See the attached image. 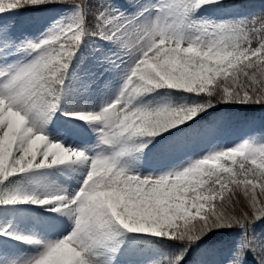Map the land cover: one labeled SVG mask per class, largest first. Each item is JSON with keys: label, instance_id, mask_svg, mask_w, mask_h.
Here are the masks:
<instances>
[{"label": "snow or ice", "instance_id": "obj_1", "mask_svg": "<svg viewBox=\"0 0 264 264\" xmlns=\"http://www.w3.org/2000/svg\"><path fill=\"white\" fill-rule=\"evenodd\" d=\"M239 7L0 0V264H210L188 257L225 234L223 264H264V128L226 146L203 120L264 107V10Z\"/></svg>", "mask_w": 264, "mask_h": 264}, {"label": "rangeland", "instance_id": "obj_2", "mask_svg": "<svg viewBox=\"0 0 264 264\" xmlns=\"http://www.w3.org/2000/svg\"><path fill=\"white\" fill-rule=\"evenodd\" d=\"M120 2H124V0H120ZM239 12L250 16V15H258L264 10V0H261L255 8L244 10L239 7ZM34 15L39 14H32L28 12H21L18 16L12 17L11 22L17 23L18 28L20 30H27L28 32H35L38 29H41L44 26L45 21L40 19L33 18ZM45 15H50L45 14ZM3 19H8V17H3ZM210 112V111H209ZM263 115V114H262ZM222 118V122L218 125L215 130L214 137L215 139L223 145L231 146L234 142H238V137L243 136L245 133L249 132L251 129H256L259 131L261 128H264V124L259 121V117L255 116L249 119L244 120L242 123L234 126H227V115L222 114L219 116ZM74 143H82V142H90L94 143V137L92 138L89 134L88 137L86 136H77L74 137ZM205 147V143H200L196 146L194 151H199L200 149ZM143 163V161H142ZM171 160H154L150 159L147 164L144 165L145 171H153V170H160L162 168L171 166ZM67 179V178H66ZM30 220H24L25 224L30 225ZM264 229V228H263ZM258 230V227H257ZM261 230V229H260ZM259 230V231H260ZM234 238L233 234L229 236L227 239L223 241L221 245H218L217 250L209 255H201L198 252L191 254L188 257L189 262L192 260H207L210 264H223L226 261L228 256V249L231 243V240ZM26 246L24 245H13L12 248L9 249V252L15 254L17 251L26 250ZM248 264H255L254 258L249 255L247 257Z\"/></svg>", "mask_w": 264, "mask_h": 264}, {"label": "trees", "instance_id": "obj_3", "mask_svg": "<svg viewBox=\"0 0 264 264\" xmlns=\"http://www.w3.org/2000/svg\"><path fill=\"white\" fill-rule=\"evenodd\" d=\"M261 0H237L238 4L241 5V8L244 10L255 8ZM222 114H226L227 117V126H234L242 123L244 120L259 117V121L264 124V107L259 105H237V106H225L223 104L218 105L215 110H211L207 116L203 117V120L210 122L211 120L216 119ZM263 114V115H262ZM258 231L264 228V225H257ZM232 234H225L223 236H213L214 241L222 240L224 241ZM195 253V252H193ZM192 253V254H193Z\"/></svg>", "mask_w": 264, "mask_h": 264}, {"label": "bare ground", "instance_id": "obj_4", "mask_svg": "<svg viewBox=\"0 0 264 264\" xmlns=\"http://www.w3.org/2000/svg\"><path fill=\"white\" fill-rule=\"evenodd\" d=\"M25 220H30V218H26ZM29 222H31V221H29ZM23 223H24V222H23ZM14 245H17V244H14ZM19 245H21V244H19ZM25 249H27V246H26Z\"/></svg>", "mask_w": 264, "mask_h": 264}]
</instances>
